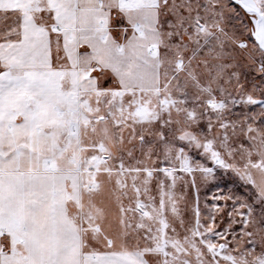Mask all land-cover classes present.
Segmentation results:
<instances>
[{
  "label": "snow or ice",
  "instance_id": "snow-or-ice-1",
  "mask_svg": "<svg viewBox=\"0 0 264 264\" xmlns=\"http://www.w3.org/2000/svg\"><path fill=\"white\" fill-rule=\"evenodd\" d=\"M0 264H264V0H0Z\"/></svg>",
  "mask_w": 264,
  "mask_h": 264
},
{
  "label": "rangeland",
  "instance_id": "rangeland-1",
  "mask_svg": "<svg viewBox=\"0 0 264 264\" xmlns=\"http://www.w3.org/2000/svg\"><path fill=\"white\" fill-rule=\"evenodd\" d=\"M224 185L222 184L221 187H223Z\"/></svg>",
  "mask_w": 264,
  "mask_h": 264
}]
</instances>
